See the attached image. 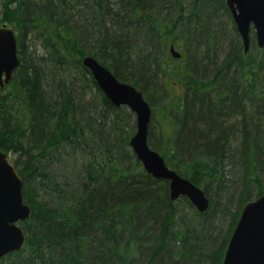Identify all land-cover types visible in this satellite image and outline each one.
Segmentation results:
<instances>
[{
    "label": "trees",
    "instance_id": "1",
    "mask_svg": "<svg viewBox=\"0 0 264 264\" xmlns=\"http://www.w3.org/2000/svg\"><path fill=\"white\" fill-rule=\"evenodd\" d=\"M3 24L19 65L0 88V149L31 215L0 264H221L242 205L264 192V47L242 52L224 0H0ZM171 44L187 57L173 62ZM86 54L143 92L148 146L203 189L205 212L141 167L133 115L102 94Z\"/></svg>",
    "mask_w": 264,
    "mask_h": 264
},
{
    "label": "water",
    "instance_id": "2",
    "mask_svg": "<svg viewBox=\"0 0 264 264\" xmlns=\"http://www.w3.org/2000/svg\"><path fill=\"white\" fill-rule=\"evenodd\" d=\"M226 4L232 12L236 30L241 33L244 49H247L249 43L250 22L256 30L258 44L262 47L264 0H226ZM171 50L173 46L170 47ZM17 52L13 29L5 24L1 25V87L3 82H9L13 69L18 65ZM82 60L111 103L115 106H129L136 116V129L130 137L129 146L144 170L153 178L169 182L171 199L185 196L198 212L206 210L209 203L203 189L169 168L159 152L148 146V125L152 114L149 103L144 100L142 93L128 82L120 81L95 58L87 55ZM30 215V207L22 199V178L11 163L9 154L0 149V258L23 247L25 233L19 221L26 220ZM234 225L221 264H264V192L246 201Z\"/></svg>",
    "mask_w": 264,
    "mask_h": 264
},
{
    "label": "bare ground",
    "instance_id": "3",
    "mask_svg": "<svg viewBox=\"0 0 264 264\" xmlns=\"http://www.w3.org/2000/svg\"><path fill=\"white\" fill-rule=\"evenodd\" d=\"M188 2H190V0H188ZM224 4H225V8H227L228 9V13H229V18H230V20H231V24L233 25L234 24V29H235V31H236V33H237V35H238V37H239V40H240V42H241V45H242V52L244 53V54H249V52H250V50H251V47H252V45L254 44L255 46H256V48L258 49V50H261L263 47H264V45L262 46V47H260L259 46V44H258V41H257V39H256V30L254 29V26H253V23L252 22H250V24H249V27H248V47H247V49H244V42H242V37H241V33H240V31H238V30H236V25H235V22H234V20H233V17H232V12H231V10H230V8H228V6H227V4H226V0H224ZM14 6V9L16 10V13H17V15L21 18V19H23V20H27L29 17H28V15H27V13H25V12H23V10L20 8V6H18L17 4H14L13 5ZM236 12H238L237 10H236ZM13 31H14V29H13ZM84 33V32H83ZM14 35H15V40H16V34H15V31H14ZM84 35V34H83ZM85 36V35H84ZM17 41V40H16ZM36 44H38L39 45V43H36ZM171 46H173V50H171L170 51V47ZM17 47H18V44H17ZM168 49V54H169V56H171V58L173 59V62H175V63H178L179 61H182V59L184 58V57H187V53L186 52H184V49H181V48H179V46H174L173 44H171L169 47H167ZM161 52H162V45L161 44H159V43H157V44H154L153 46L152 45H150V47H149V50H148V52H147V57H149V56H154L155 57V59L157 60V58L159 59V56H160V54H161ZM88 54H86V55H84V56H87ZM157 55V56H156ZM83 56V57H84ZM88 56H90V55H88ZM82 57V58H83ZM90 57H93V56H90ZM82 58H81V60H82ZM93 58H95V57H93ZM96 60H98V59H96ZM99 61V60H98ZM19 62V61H18ZM100 62V61H99ZM81 63H82V65L85 67V65H84V63H83V60L81 61ZM121 64H122V62L120 63V67H122L121 66ZM18 65H19V63H18ZM18 65L13 69V71L18 67ZM86 69H88L87 67H85ZM107 68V67H106ZM109 71H111L112 73H113V75L115 76V77H117L116 75H115V73L112 71V70H110L109 68H107ZM89 70V69H88ZM13 71H12V76H13ZM90 75H91V77H92V79L94 80V82L96 83V85H97V87L99 88V86H98V83L96 82V80H95V77H94V75L92 74V72L90 71ZM12 76H11V79H12ZM4 77V76H3ZM118 78V77H117ZM10 79V80H11ZM119 79V78H118ZM9 80V81H10ZM120 80V79H119ZM174 80V81H173ZM173 80H170L169 81V84H168V90L169 91H171V93L172 94H175V95H177V96H179L182 92H183V90H182V84L180 83V81L178 80V79H173ZM120 81H123V80H120ZM123 82H125V83H127L126 81H123ZM7 83H9V82H3V84H2V87H3V85L4 84H7ZM128 84H130L129 82H128ZM173 84H175L176 85V87L175 86H173ZM132 85V84H131ZM1 86H0V88H2ZM100 89V88H99ZM137 89V88H136ZM173 89H175V90H173ZM101 90V89H100ZM138 90V89H137ZM139 92H141L140 91V89L138 90ZM102 92V91H101ZM142 93V96H143V98H144V100L147 102V103H149V101L144 97V95H143V92H141ZM103 94V93H102ZM105 96H106V94H104ZM107 97V96H106ZM108 98V97H107ZM96 100V99H95ZM108 100H109V98H108ZM97 101V100H96ZM110 101V100H109ZM110 103H111V101H110ZM112 104V103H111ZM113 105V104H112ZM115 106V105H114ZM120 106H125V105H120ZM117 107V106H116ZM127 109H129V111L131 112V110H130V108H129V106H125ZM149 107H150V110H151V113H152V105H151V103H149ZM131 114L134 116V126H135V118H136V116L134 115V113L133 112H131ZM150 123V122H149ZM149 126V125H148ZM135 129H136V126L134 127V131H133V133L135 132ZM149 130V129H148ZM133 133L131 134V135H133ZM131 137V136H130ZM147 137H148V134H147ZM149 138V137H148ZM148 138H147V141H148ZM7 153V152H6ZM8 154V153H7ZM9 156H10V154H9ZM141 167H143V166H141ZM144 169V168H143ZM174 170V169H173ZM176 171V170H175ZM262 194V193H261ZM206 195V194H205ZM169 197H170V193H169ZM207 197V196H206ZM186 198V197H185ZM178 198H176V199H171L170 198V201L171 202H174V201H176ZM187 199V201L190 203V204H192L191 202H190V200H188V198H186ZM254 199V198H253ZM207 200H208V203H209V199H208V197H207ZM250 200V199H249ZM246 201H248V200H246ZM246 203V202H245ZM244 203V204H245ZM243 204V205H244ZM243 205H242V207H243ZM192 206L194 207V209L196 210V208H195V206L192 204ZM208 207H209V205H208ZM207 207V208H208ZM242 207H241V209H242ZM240 209V210H241ZM197 211V210H196ZM206 210H204V211H202V212H205ZM198 212V211H197ZM200 213V212H199ZM239 213H240V211H239ZM240 215V214H239ZM239 217V216H238ZM238 219V218H237ZM19 222H21V221H19ZM20 224V223H19ZM230 236V235H229ZM230 238V237H229ZM229 240V239H228ZM228 242V241H227ZM227 244V243H226Z\"/></svg>",
    "mask_w": 264,
    "mask_h": 264
},
{
    "label": "rangeland",
    "instance_id": "4",
    "mask_svg": "<svg viewBox=\"0 0 264 264\" xmlns=\"http://www.w3.org/2000/svg\"><path fill=\"white\" fill-rule=\"evenodd\" d=\"M7 26H8V25H7ZM173 81H174V80H173ZM173 86L176 87L175 84H173ZM173 90H175V89H173ZM175 91H176V90H175ZM132 118H133V120H134V116H133ZM151 126H153V127H152L153 135H154L155 137H157L159 131H161V129H163V126H164V125L158 123V121L156 122V121L154 120V118H153V122L151 123ZM133 131H134V130H133Z\"/></svg>",
    "mask_w": 264,
    "mask_h": 264
}]
</instances>
